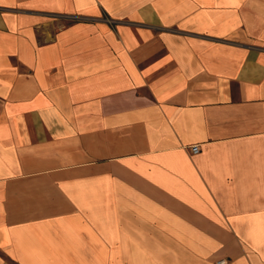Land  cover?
I'll return each instance as SVG.
<instances>
[{"label": "crops", "instance_id": "1", "mask_svg": "<svg viewBox=\"0 0 264 264\" xmlns=\"http://www.w3.org/2000/svg\"><path fill=\"white\" fill-rule=\"evenodd\" d=\"M0 264H264V0H0Z\"/></svg>", "mask_w": 264, "mask_h": 264}, {"label": "built area", "instance_id": "2", "mask_svg": "<svg viewBox=\"0 0 264 264\" xmlns=\"http://www.w3.org/2000/svg\"><path fill=\"white\" fill-rule=\"evenodd\" d=\"M191 150H192L193 153L196 154V153H198L200 151V148H199V146H193ZM219 263H225V261L221 260Z\"/></svg>", "mask_w": 264, "mask_h": 264}]
</instances>
